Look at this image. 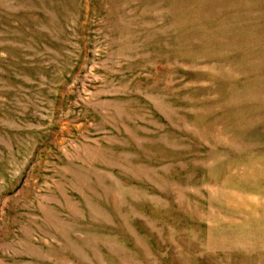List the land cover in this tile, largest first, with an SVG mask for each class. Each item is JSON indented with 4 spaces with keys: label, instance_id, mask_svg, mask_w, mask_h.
I'll return each mask as SVG.
<instances>
[{
    "label": "rangeland",
    "instance_id": "rangeland-1",
    "mask_svg": "<svg viewBox=\"0 0 264 264\" xmlns=\"http://www.w3.org/2000/svg\"><path fill=\"white\" fill-rule=\"evenodd\" d=\"M0 264H264V0H0Z\"/></svg>",
    "mask_w": 264,
    "mask_h": 264
}]
</instances>
